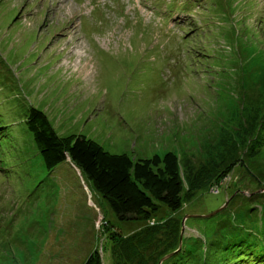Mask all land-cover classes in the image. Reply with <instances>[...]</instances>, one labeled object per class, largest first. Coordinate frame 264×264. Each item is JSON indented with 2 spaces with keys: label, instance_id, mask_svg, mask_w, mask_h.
<instances>
[{
  "label": "rangeland",
  "instance_id": "1",
  "mask_svg": "<svg viewBox=\"0 0 264 264\" xmlns=\"http://www.w3.org/2000/svg\"><path fill=\"white\" fill-rule=\"evenodd\" d=\"M31 105L65 140L173 152L181 207L119 220L69 157L45 167ZM112 235L143 264L264 258V0H0V264H113Z\"/></svg>",
  "mask_w": 264,
  "mask_h": 264
},
{
  "label": "trees",
  "instance_id": "2",
  "mask_svg": "<svg viewBox=\"0 0 264 264\" xmlns=\"http://www.w3.org/2000/svg\"><path fill=\"white\" fill-rule=\"evenodd\" d=\"M25 123L37 144L45 167L51 170L60 162L68 161L69 157L75 170L78 169L91 188L105 199L119 220H147L157 214L162 207L172 211L181 207L183 182L178 169V159L173 152L167 151L162 155L153 154L147 158L132 159L126 153L108 152L99 143L83 134H76L73 138L65 140L54 129L47 115L33 105L27 111ZM128 237L121 239L112 235L108 238L109 242L117 245L116 248L105 245L113 264L117 263V259L114 262V258L110 255L116 250H119L122 256L119 264H125L127 242L134 245L133 248L127 246V252L139 251V242L134 238L129 241ZM149 245H151L150 241L146 243L140 254L132 256L134 263L131 264L144 263L143 255L147 253ZM257 258V264H264L263 257ZM238 259L242 264L246 260L244 257ZM83 264H104V262L101 254L94 250L86 257Z\"/></svg>",
  "mask_w": 264,
  "mask_h": 264
}]
</instances>
